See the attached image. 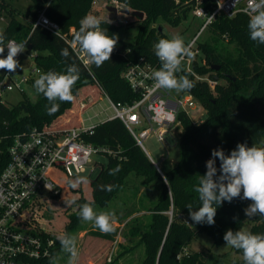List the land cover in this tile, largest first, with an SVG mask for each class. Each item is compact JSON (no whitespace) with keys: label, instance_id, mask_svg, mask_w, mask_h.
<instances>
[{"label":"trees","instance_id":"obj_1","mask_svg":"<svg viewBox=\"0 0 264 264\" xmlns=\"http://www.w3.org/2000/svg\"><path fill=\"white\" fill-rule=\"evenodd\" d=\"M120 1L133 10L143 11L145 16L139 23L133 42L120 39V26L102 19L104 22L101 28L107 30L109 36H117L118 41L110 60L101 67H96L93 63L88 68L85 67L62 36L40 26L33 27L39 13L44 11L60 25L62 35L66 34L74 39L80 21L89 13L93 0H31L28 11H11L10 21L3 31L5 43L10 39H16L19 43L27 41L26 50L36 53L34 61L40 69L37 78L41 73L49 71L66 73L69 65L76 64L79 79L72 88V94L73 97L79 94V98L74 104L73 101H56L59 104L58 111L49 114L47 108L51 107V103L43 94L37 93L33 86L37 78L33 77L30 85L37 93L35 101H31L25 94L22 100L11 106L0 102L2 144L7 145L15 135H26L34 128L80 126L81 114L100 95H107L112 101L124 104L138 98V93L122 77L126 65L140 56L151 61L157 60L154 45L161 38H166L163 27L160 24L156 26L157 22L179 24L192 13L195 0ZM214 3V0H202V5L209 11H212ZM249 19L245 14L233 17L219 15L210 24V37L198 45L206 64L195 60L193 67L201 74L209 73L216 77L218 83L215 88L212 89L206 82L196 81L188 72L182 73L193 82L194 87L187 91L204 106L206 115L203 120L194 123L188 114H179L181 132L177 140L180 156L175 165L163 171L164 175L158 171L120 118L104 120L83 134L85 142L106 149L101 153L107 156V164L102 165L98 175L89 181L91 199L84 196L83 184L75 189L70 186L69 181L77 180L78 175L68 176L58 170L57 173H61L66 179L70 192L78 195L68 197L75 200L76 204H63L62 201L67 197H64L63 190L67 187L54 174L61 193L50 197V200L48 197L43 198L30 206L27 221L57 236L54 254L34 261L33 264H55V255L62 251L58 237L64 234L74 237L82 228L79 205L88 203L92 207L106 206L129 187L132 175L141 179L144 188L154 187L158 193L156 195L154 192L147 197L148 202L141 198L140 208L132 209L125 217L119 218V223L126 221L128 226L124 233L127 240L134 241L133 246L139 243L144 247V258L140 264H209L200 252L189 249L192 239L206 234L212 239L213 245H219L225 242L223 236L227 230H241L247 219L252 221L250 233L264 234V217L257 215L248 218L245 215L244 209L251 204L249 200L235 198L231 203L225 201L221 206L217 205L215 224L211 226L195 224L186 207L191 204L193 210H197L201 206L194 187L199 183V175L206 173V161L211 158L213 149L222 148L227 155L238 143H246L249 147H264V44L250 38ZM29 45L31 49L28 48ZM62 49L68 50L67 58L61 55ZM5 53L6 50L4 56ZM218 65L219 69L215 70L213 66ZM89 99L92 101L88 102ZM83 101L87 102L86 107L81 105ZM219 165L220 161L217 159L218 169ZM134 187L133 193L137 194L140 187ZM75 206L78 207L76 210ZM142 211L145 213L132 216ZM63 214L68 216L67 223L62 232L56 233L53 227L57 224L54 221ZM129 217L131 218L128 219ZM119 231L117 226L110 233H103L98 228L91 233L114 240ZM184 248H187L186 253ZM232 249L235 253L242 254L241 250Z\"/></svg>","mask_w":264,"mask_h":264},{"label":"built area","instance_id":"obj_2","mask_svg":"<svg viewBox=\"0 0 264 264\" xmlns=\"http://www.w3.org/2000/svg\"><path fill=\"white\" fill-rule=\"evenodd\" d=\"M214 2L212 11H209L202 5V0H195L192 14L204 20L198 33L189 42L191 51L197 57L194 60L186 57L188 67L181 68L182 71L177 73V76H180L183 72H188L196 81L206 82L212 89L217 85L218 79L209 73L201 74L193 67L195 60L199 58L200 64H206L205 58L200 55L202 50L199 46L195 47L198 34L210 26L219 15L233 17L237 14H245L242 9L247 6L248 0H237V2L214 0ZM93 3L99 4V0H94ZM108 5L115 6L117 12H109L105 7ZM103 7L107 13L103 20H109L114 25L129 24L131 17H136L124 13L126 5L120 0L104 1ZM36 26L62 36L83 65L87 68L90 66L91 62L87 54L74 43V39L66 34L62 35L60 25L51 20L44 11L40 12L33 22V27ZM71 32H74L73 28ZM10 40L19 44L16 39ZM20 54L16 57L17 60ZM6 55L7 48L5 57ZM29 56L34 60L36 53H29ZM160 67L159 59L151 61L144 56L138 57L129 62L122 73V77L132 90L138 93V98L124 104L114 102L106 95L113 111L106 116V120L120 118L143 149H145L143 140L151 132H154L158 141L163 144L169 145L168 135L172 136L177 144L176 132L170 131L169 128L176 123L181 128L179 114L184 112L190 116V110L194 109L197 103V99L189 91L177 93L175 90L155 89L152 73ZM39 73L40 69L35 65L31 73L21 76L18 80L5 70L0 74V102L5 103L3 96L6 92L15 88L20 89L23 83H30V80ZM81 105L86 107L87 102L83 101ZM146 123L150 126L137 132L135 128ZM152 123H156L157 127L153 128ZM97 124L86 125L81 118L80 126L60 129L34 128L26 135H15L7 145L2 144L3 140L0 136V264H33L34 261L49 258L54 254L57 236L49 234L45 228L37 224L28 222L29 208L43 198L48 197L50 200V197L61 193V188L54 178L55 172L62 170L68 176L80 175L85 171L94 154L106 150L87 143L82 138L83 134L91 131ZM148 156L153 164L160 168L149 154ZM77 208L75 206L74 209ZM183 251L186 253L187 248ZM180 257L179 255V260ZM111 258L112 255L109 260Z\"/></svg>","mask_w":264,"mask_h":264},{"label":"clouds","instance_id":"obj_3","mask_svg":"<svg viewBox=\"0 0 264 264\" xmlns=\"http://www.w3.org/2000/svg\"><path fill=\"white\" fill-rule=\"evenodd\" d=\"M242 11L250 18L248 23L250 38L264 44V0H248ZM103 22L97 16L86 15L81 19L74 38V43L79 45L96 67H101L104 62L110 60L118 41L117 36H109L107 30L101 28ZM107 22L110 23L109 20ZM26 44L27 41L18 44L14 40H9L5 44L4 33L0 30V70L14 73L20 67L16 57L25 51ZM5 48L6 57L3 56ZM154 52L161 62V67L152 73L155 89L175 90L180 93L194 87L187 75L177 76V73L182 71L181 65L185 58L193 57L191 45L186 44L182 36L176 34L170 39L161 38L154 45ZM61 55L67 58L68 50L62 49ZM78 79L79 68L73 63L67 67L66 73L54 71L41 73L33 86L37 93L43 94L51 103V107L46 108L49 114H53L59 109L56 101H73L72 88ZM217 159L220 161L219 169L216 166ZM199 177V183L194 187V191L198 194L201 206L197 210H193L191 204L186 206L195 224L214 225L216 206H221L225 201L231 203L235 198L251 201L244 209L248 218L257 215L264 217V147L255 145L249 147L246 143H238L227 155L222 148L213 149L211 158L206 161V173ZM83 181L84 178L79 177L75 181H69V184L75 189ZM46 187L49 188L48 185ZM65 203L72 206L76 201L67 200ZM79 216L85 222H93L103 233L113 231L111 214L106 212L97 214L88 203L79 205ZM58 239L61 250L69 254L68 264H77L75 237L64 234ZM223 239L227 246L242 251L244 264H264V234H253L242 229L234 232L229 229Z\"/></svg>","mask_w":264,"mask_h":264},{"label":"rangeland","instance_id":"obj_4","mask_svg":"<svg viewBox=\"0 0 264 264\" xmlns=\"http://www.w3.org/2000/svg\"><path fill=\"white\" fill-rule=\"evenodd\" d=\"M94 1V0H93ZM110 1V0H104ZM31 0H0V30L4 31L7 24L11 18V11L19 13V11L26 12L31 7ZM1 7H4L1 9ZM127 7V6H126ZM126 7L124 9H126ZM94 15L101 19L106 17L107 13L104 10L103 6H100L98 3L92 2V7L87 15ZM19 17V16H18ZM23 19V17H21ZM142 19L137 17H131V22L129 24H120L118 26V37L125 41L133 42L138 33L139 23ZM204 20L200 17L193 16L192 13L189 16L182 20L177 25H172L164 21L157 22V25H161L163 27V32L166 34V38L170 39L173 35L179 34L184 38L186 44L194 38V36L200 30ZM210 37V26H208L205 30H203L200 34H198V41L195 45L198 46L200 42L206 41ZM7 43V42H6ZM5 43V44H6ZM6 50V48H5ZM201 56L203 54H200ZM4 56V54H3ZM193 54L191 60L196 58ZM201 59L199 58V61ZM19 65L14 73H12V77L16 79H20L21 76L27 75L32 72L35 68V62L29 56V52L25 49L18 58ZM188 67L187 60L182 62L181 68L186 69ZM5 70H0V74L4 73ZM37 78V75L35 76ZM12 82L14 79H10ZM27 95L31 101H35L37 98V93L34 88L30 85V83H23L20 89L15 88L13 91H8L4 94L3 98L7 105L17 104L20 100L23 99L24 95ZM79 98V94L74 97L73 104L77 103ZM113 111L110 108V102L107 96L100 95V98L92 104L88 109H86L82 114L81 118L84 119V124H97L101 120L105 119L108 114H112ZM206 115V110L204 106L197 100L196 107L190 110V118L194 123H198L204 119ZM91 117V119H90ZM150 126V124L146 123L143 126L136 127L135 129L139 132L144 127ZM153 128L157 127L156 123H152ZM179 125L176 123L175 126H171L169 128L170 131L176 132L175 137L178 138L179 135ZM169 145L163 144L158 141L154 132H151L144 140V150L151 156V158L158 163L161 174L164 175L163 171H167L173 165L178 162L180 156V148L179 144L175 143V140L172 136L168 135ZM168 152V153H167ZM107 156L103 153H96L92 156L91 162L86 166L85 171L82 172L79 177H83L84 181L80 184L82 186V190L84 196L91 199V189L89 185V181L94 179L102 165L107 164ZM55 172V176L57 180L64 185L66 188L63 190L64 202L70 200L68 197L78 196L77 194L73 195L68 189V185L66 183V179H64L61 173ZM130 176L129 187L126 188L125 191H121L115 198H113L109 204L106 206L95 205L93 207L94 211L99 214L100 212H106L111 214V225L112 228L119 226L121 228V232L115 236L114 240H107L98 236L93 235L91 232L96 230L97 228L94 226L93 222H85L82 223V228L78 233L74 236L76 239V248L78 251V259L77 264H140L142 259L144 258V247L141 244H135L134 241L127 240L125 236V232L128 229V226L123 223H119V218L125 217L126 213L132 209L140 208L142 205H139V201L141 198H144L145 201L148 202L149 196L152 193H156V188H144L141 183V179ZM76 179H72L75 181ZM134 186L140 187V190L137 194H134ZM71 193V195H70ZM158 193H156L157 195ZM69 195V196H68ZM151 200V199H150ZM146 202V203H147ZM69 213V212H68ZM145 211L140 213H135V215H142ZM66 214V213H65ZM131 216V217H132ZM129 217L128 219H130ZM68 216L62 215L59 218L55 219L54 223L57 226H54L53 229L56 233H60L63 231L65 224L67 223ZM252 225V221L250 219L245 220L244 225L242 226V230L247 232L250 231V227ZM190 250L194 252H200L205 261L209 264H242L243 255L239 253H235L232 247L227 246L225 242L219 245H213L212 239L206 235L202 234L197 237H194L189 244ZM110 255H112L111 260H109ZM69 254L61 251L57 253L54 257L55 264H68Z\"/></svg>","mask_w":264,"mask_h":264},{"label":"water","instance_id":"obj_5","mask_svg":"<svg viewBox=\"0 0 264 264\" xmlns=\"http://www.w3.org/2000/svg\"><path fill=\"white\" fill-rule=\"evenodd\" d=\"M99 4H100V6H103V5H104V0H99ZM105 7H106V9H107L109 12H113V13H116V12H117V8H116L115 6L108 5V6H105ZM124 13H126V14H132V15H134V16L140 18V19H143L144 16H145V13H144L143 11L133 10V9H131L130 7L126 8V9L124 10ZM160 29H161V28H160ZM28 48L31 49V46L29 45ZM219 67H220L219 65H218V66H213V68H214L215 70H218ZM144 151H145V150H144ZM145 152H146V151H145ZM146 153H147V152H146ZM156 168L158 169V171H160V169H159L158 167H156ZM160 173H161V171H160Z\"/></svg>","mask_w":264,"mask_h":264},{"label":"crops","instance_id":"obj_6","mask_svg":"<svg viewBox=\"0 0 264 264\" xmlns=\"http://www.w3.org/2000/svg\"><path fill=\"white\" fill-rule=\"evenodd\" d=\"M104 120H105V119L101 120L100 122H102V121H104ZM100 122H99V123H100ZM120 232H121V228H120ZM189 249H190V248H189Z\"/></svg>","mask_w":264,"mask_h":264}]
</instances>
